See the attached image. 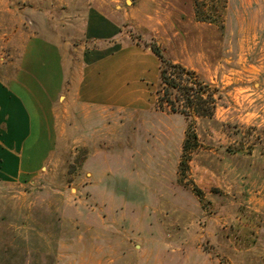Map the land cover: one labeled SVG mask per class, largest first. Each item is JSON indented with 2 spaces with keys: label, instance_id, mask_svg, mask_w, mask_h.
<instances>
[{
  "label": "rangeland",
  "instance_id": "obj_1",
  "mask_svg": "<svg viewBox=\"0 0 264 264\" xmlns=\"http://www.w3.org/2000/svg\"><path fill=\"white\" fill-rule=\"evenodd\" d=\"M41 44L65 84L42 168L0 176V264H264V0H0V74ZM153 44L218 96L183 172Z\"/></svg>",
  "mask_w": 264,
  "mask_h": 264
},
{
  "label": "crops",
  "instance_id": "obj_2",
  "mask_svg": "<svg viewBox=\"0 0 264 264\" xmlns=\"http://www.w3.org/2000/svg\"><path fill=\"white\" fill-rule=\"evenodd\" d=\"M110 32L116 27L100 19ZM39 46V45H38ZM41 46V47H40ZM29 55L22 70L7 65L0 74V176L15 179L35 174L50 156V130L46 116L52 110V100L64 89V75L54 63L50 47L41 44ZM37 49V50H36ZM150 51L149 47H146ZM46 52L48 54H46ZM151 52V51H150ZM78 84L77 98H82ZM86 100L93 101L88 97ZM48 118V117H47Z\"/></svg>",
  "mask_w": 264,
  "mask_h": 264
},
{
  "label": "trees",
  "instance_id": "obj_3",
  "mask_svg": "<svg viewBox=\"0 0 264 264\" xmlns=\"http://www.w3.org/2000/svg\"><path fill=\"white\" fill-rule=\"evenodd\" d=\"M150 51L159 60L158 83L155 106L185 116L188 125L182 143V159L179 170H187V160L196 147L197 136L194 132V118L213 117L217 93L211 84L199 79L191 70L164 58L156 45H149ZM200 191L196 193L200 197Z\"/></svg>",
  "mask_w": 264,
  "mask_h": 264
}]
</instances>
